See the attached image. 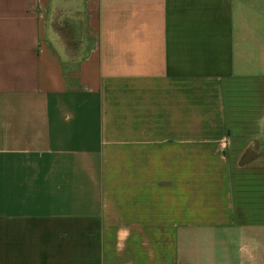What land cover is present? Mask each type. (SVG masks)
<instances>
[{
    "label": "crops",
    "instance_id": "0c3cea01",
    "mask_svg": "<svg viewBox=\"0 0 264 264\" xmlns=\"http://www.w3.org/2000/svg\"><path fill=\"white\" fill-rule=\"evenodd\" d=\"M0 264H264V0H0Z\"/></svg>",
    "mask_w": 264,
    "mask_h": 264
},
{
    "label": "clouds",
    "instance_id": "9594fccd",
    "mask_svg": "<svg viewBox=\"0 0 264 264\" xmlns=\"http://www.w3.org/2000/svg\"><path fill=\"white\" fill-rule=\"evenodd\" d=\"M121 231L126 232V230H123V229Z\"/></svg>",
    "mask_w": 264,
    "mask_h": 264
}]
</instances>
